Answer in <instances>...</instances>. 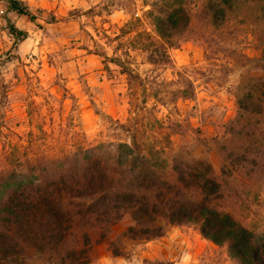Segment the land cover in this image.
Instances as JSON below:
<instances>
[{"label": "rangeland", "instance_id": "obj_1", "mask_svg": "<svg viewBox=\"0 0 264 264\" xmlns=\"http://www.w3.org/2000/svg\"><path fill=\"white\" fill-rule=\"evenodd\" d=\"M20 1L34 22L0 0V170H19L23 140L35 143L30 153L55 142L143 138L165 168L173 156L206 160L222 180V210L264 240V176L222 177L219 154L238 96L257 93L255 80H264V3L239 0L228 9L216 0ZM167 15L177 25L161 33L156 21ZM11 26L27 37L18 40ZM263 117L264 109L246 114L251 125ZM120 252L95 245L88 264H241L197 224L173 225Z\"/></svg>", "mask_w": 264, "mask_h": 264}, {"label": "trees", "instance_id": "obj_2", "mask_svg": "<svg viewBox=\"0 0 264 264\" xmlns=\"http://www.w3.org/2000/svg\"><path fill=\"white\" fill-rule=\"evenodd\" d=\"M6 1L10 10L34 22L23 2ZM216 1L228 9L239 2ZM156 23L161 33L166 24L177 25L172 15ZM10 33L18 40L27 37L14 26ZM110 62L137 78L120 60ZM255 81L261 88L238 96V115L219 147L222 177L264 176V117L252 125L246 119L252 110L261 114L264 109V80ZM34 145L23 140L19 146L24 158L17 161L18 171L0 170V264H88L95 245L106 243L120 255L128 242H148L183 224H197L214 244L227 243L241 264H264V240L222 210V180L206 160L173 156L171 168H165L158 148L143 138L55 142L27 153ZM10 152L8 142L2 155Z\"/></svg>", "mask_w": 264, "mask_h": 264}]
</instances>
